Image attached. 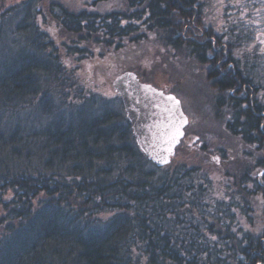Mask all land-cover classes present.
Returning a JSON list of instances; mask_svg holds the SVG:
<instances>
[{
  "label": "trees",
  "instance_id": "trees-1",
  "mask_svg": "<svg viewBox=\"0 0 264 264\" xmlns=\"http://www.w3.org/2000/svg\"><path fill=\"white\" fill-rule=\"evenodd\" d=\"M187 3L0 0V264H264L263 96L230 110L244 155L178 161L183 139L158 168L113 87L156 84L155 42L199 57Z\"/></svg>",
  "mask_w": 264,
  "mask_h": 264
},
{
  "label": "flooded vegetation",
  "instance_id": "flooded-vegetation-1",
  "mask_svg": "<svg viewBox=\"0 0 264 264\" xmlns=\"http://www.w3.org/2000/svg\"><path fill=\"white\" fill-rule=\"evenodd\" d=\"M187 5L184 35L193 33V38L188 35L183 43L200 48L199 57L189 55L195 64H200L194 75L216 95L221 113L238 111L241 100V108L251 105L255 110L258 106L246 103L255 94L264 98V74L259 76L258 62L252 59L264 58V0H188ZM194 10L196 15H191ZM176 96L190 125L191 117ZM230 116L231 112L222 122L226 133L233 136L227 128Z\"/></svg>",
  "mask_w": 264,
  "mask_h": 264
},
{
  "label": "rangeland",
  "instance_id": "rangeland-1",
  "mask_svg": "<svg viewBox=\"0 0 264 264\" xmlns=\"http://www.w3.org/2000/svg\"><path fill=\"white\" fill-rule=\"evenodd\" d=\"M166 46V48H161L160 42H155L156 84L153 85L168 91L167 93L177 95L173 90L177 91L191 117V123L186 129L183 142L185 149L177 157V160L199 161L203 165H207L208 163L212 164L216 159L215 162L221 164L222 159L219 155L221 151H225L227 154L235 152L237 156L239 150V156L244 155V151L235 148L240 144V141L238 139H232V141V136L227 134L223 128L225 122L222 121L229 118L230 112L221 113L216 104V95H213V92L208 90L204 83L202 84L199 76L194 75L195 69L200 64H195L193 58L183 48ZM162 55L165 57L162 58ZM149 58L150 56H147L141 62L147 71H150L154 65V60ZM252 59L258 62L259 67L256 71L259 76L264 74V58L256 60L253 57ZM92 69L89 68L88 72L91 73ZM108 95L115 96L111 90H108ZM225 171L226 169H220L216 176H224Z\"/></svg>",
  "mask_w": 264,
  "mask_h": 264
},
{
  "label": "water",
  "instance_id": "water-1",
  "mask_svg": "<svg viewBox=\"0 0 264 264\" xmlns=\"http://www.w3.org/2000/svg\"><path fill=\"white\" fill-rule=\"evenodd\" d=\"M113 87L121 98L126 116L132 125L135 141L142 153L158 168L169 165L189 125V118L183 110L181 100L173 93H167L151 83L143 82L133 71H126L117 76ZM169 96L179 100V105L168 100ZM166 109L171 110L174 115L170 117V112ZM181 112L183 117L180 116ZM184 117L188 121L186 124L181 123ZM171 120H174L175 124H171ZM177 127L183 135L175 134ZM173 135L176 141L174 143L170 140ZM169 148L171 151L167 150ZM165 159L167 162H164Z\"/></svg>",
  "mask_w": 264,
  "mask_h": 264
},
{
  "label": "snow or ice",
  "instance_id": "snow-or-ice-1",
  "mask_svg": "<svg viewBox=\"0 0 264 264\" xmlns=\"http://www.w3.org/2000/svg\"><path fill=\"white\" fill-rule=\"evenodd\" d=\"M262 35H264V33H262ZM262 42H264V41H262ZM160 95H163V93H160ZM167 99H168V100H172V101H174L176 105H179V103H180V101L177 100V99H176L175 97H173V96H169V97H167ZM166 111H169V112H170V117H171L172 115H174V113H173L171 110L166 109ZM180 116L183 117V113H182V112L180 113ZM187 122H188V121H187V118H186V117H184V118L182 119V121H181L182 124H186ZM171 124H175V121H174V120H171ZM174 131H175V134L183 135V133L179 131V128H178V127L175 128ZM170 140H171L172 143L176 142V141H175V135H173V136L170 138ZM167 150H168V151H171V148H169V149H167ZM164 162H167L166 159H165Z\"/></svg>",
  "mask_w": 264,
  "mask_h": 264
}]
</instances>
